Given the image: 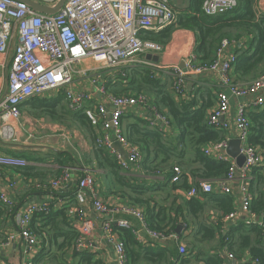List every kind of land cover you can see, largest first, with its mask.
Returning <instances> with one entry per match:
<instances>
[{"label":"built area","instance_id":"obj_1","mask_svg":"<svg viewBox=\"0 0 264 264\" xmlns=\"http://www.w3.org/2000/svg\"><path fill=\"white\" fill-rule=\"evenodd\" d=\"M32 1L53 6L58 0ZM235 5L236 0H203L201 10L205 15L212 16L223 14ZM175 20L176 11L170 5V0H65L53 14L34 10L22 0H0V53L9 54L6 87L3 92L0 89L1 141L12 146L19 143L20 106L24 102L47 90L60 91L67 108L71 111L83 110L94 126L95 145L108 150L118 166L128 170L138 165L141 152L136 144L124 136L122 116L141 105L150 110L145 117L149 127H168L169 121L166 115L149 106L147 96L143 93L107 92L102 73L106 71L109 77L116 78L125 76L126 70L138 66L151 71L169 69L173 76L172 88L180 94L184 90L187 75L212 74L219 88L215 92L216 102L207 114L208 124L225 132L233 129V136L228 133L219 141L209 142L202 147V152L227 162L228 172L225 179L215 183L199 180L185 191V195L192 197L200 192L214 191L229 194L232 192L231 184L237 179L239 207L227 214L225 219L243 214L246 224H261L259 216L249 210L252 195L248 180L251 179L252 168L264 166V154L248 141L250 122L247 112L264 105V69L256 78L236 81L232 77L236 54L232 51V42L227 38L220 40L211 61L196 63L191 52L184 60L185 71L177 64L158 65L147 59L148 53L159 54L164 47L151 39L142 38L143 34L161 31ZM89 59L96 65L77 68L78 64ZM76 76L85 78L89 86H97L102 99L94 101L87 92L73 90ZM232 99L239 101L230 117ZM232 137L241 141L240 152L244 155V161L240 167L226 153L228 141ZM115 141L120 143L124 154L113 147ZM28 164L20 155L0 152V167L18 168ZM181 173L180 167L174 165L171 182H177ZM71 174L72 171L65 168L55 178L30 181L36 189L50 190V193H47L46 200L28 203L16 216L15 231L7 234L0 243L8 244L20 239L25 257L22 264H34V257L41 245L40 238L30 228L33 215L60 208L65 210L68 225L76 232L69 248L73 253L93 254L99 264H105L96 251V241L101 237L112 247L115 264H128L125 241L117 231V228H126L139 244L145 243L142 245L150 243L144 242V236L153 245L175 243L179 256L172 259L170 264H185L182 260L188 251L174 232L167 228H152L146 213L135 205L108 203L98 198L91 173L84 172L77 178L74 191L55 196L52 191L61 190L62 185L70 180ZM16 189L17 183L11 179L4 186L0 185V202L8 211L16 205L11 194ZM86 203H89L97 219L85 209ZM233 258V253L228 252L226 259ZM248 262L250 260H242L239 264ZM222 264L228 263L225 261Z\"/></svg>","mask_w":264,"mask_h":264},{"label":"trees","instance_id":"obj_2","mask_svg":"<svg viewBox=\"0 0 264 264\" xmlns=\"http://www.w3.org/2000/svg\"><path fill=\"white\" fill-rule=\"evenodd\" d=\"M257 1L236 0V5L233 9L223 14L208 16L201 10L203 0H187V4L184 7L174 8L176 20L173 24L158 32L147 31L142 38H148L164 45L175 29L191 30L195 35L192 53L197 63L211 61L220 40L227 38L232 42V51L236 54L233 66L234 73L237 74V78L251 75L249 79L239 80L248 81L260 75L262 71L260 66L264 64V10H259ZM245 36L249 40V46L247 48L237 47L236 43L238 40ZM152 73L150 69L138 66L126 70L125 76L116 78L108 76L104 83L106 90L115 94H119L122 91L120 88L121 83L125 84L124 82H126L128 86H133L130 93H143L148 96L149 105L168 118V128L174 127L179 130L177 142L174 143L171 140L164 139V135L168 132L165 127L159 125L149 127L145 119L122 126L124 136L129 142L136 144L141 152V160L138 163V167L149 175L165 173L163 179L167 181L171 191L180 190L184 192L197 184L198 179L212 183L225 179L228 172V163L206 156L202 152L204 145L209 142L219 141L225 137L223 130L213 128L207 121V110L215 104V96H213V101L211 94H207L208 100H204L205 96H200L199 100L201 102L198 103L196 97H192L189 100L181 97L177 101L172 96L164 95L162 92L159 100H150L149 96H151V93H158L156 92L158 81L156 80L157 78L151 76ZM43 95L28 99L20 106L21 111H26L32 117L33 111L46 112L53 121H58L67 127L75 125L91 135L93 151L99 158L97 166L104 169L108 179H111V191L117 193V191L119 192V187L127 188L131 194L124 195L120 193V195L128 198L130 202L128 204L145 205L146 217L148 216L152 228L163 230L169 227L168 230H172L177 218L181 219L180 222L182 224L189 226L195 222V219L202 216L208 208L221 211L219 222L215 225L209 222H198L192 237L193 241L187 247L188 252L182 260L183 263L190 264L193 260H200L202 263L204 262L203 264H220L219 255H207L199 258L202 250H198L196 246L202 241L209 242L213 240L217 235L219 237L218 248L226 247L236 258L241 253L248 252L253 262L244 264H264V192L260 191L257 196H254L249 206L250 212L259 216L261 224H246L242 222L238 226L230 227L224 234H221L220 231L222 226L220 220L221 217L231 213L234 208L232 192L229 194L200 192L192 197H185L179 194L177 198L181 203L177 206L174 216H163L160 219V212L151 213L148 206L150 199L144 198L146 193L144 187L142 188L136 183H125L124 176L120 174L122 169L116 163L115 157L108 150L95 145L96 130L83 110H69L66 106L64 95L60 91L55 92L51 96ZM58 106H60V110H56ZM247 118L250 122L248 141L264 154V105L248 111ZM66 123L72 125H67ZM4 153L20 155L30 162L55 163L56 167H47V169L33 165L16 168L24 176L35 177L41 181L50 177L51 179L57 177L62 169L68 165H77V157L72 154V151L50 150V154L43 156L31 149L22 151L8 149ZM182 158H192V162L197 163L199 168L184 171L177 182L170 183L173 166L177 165L171 163V161ZM180 163L181 161L178 160V166ZM260 168L264 169V166L254 167L250 171L251 179L248 180L250 192L255 191L253 186L256 180L257 182H262L263 177L261 176ZM254 179L256 180L254 181ZM52 193L55 196L64 194L62 191L55 192L56 194L52 191ZM10 213H12V210L8 211V208L4 207L0 202V215L4 216ZM165 220H168V222L164 223ZM170 222L172 223V228L169 225ZM68 224L65 210L61 208L51 209L48 213L42 212L33 215L30 228L41 240L40 248L34 257V264L44 261L43 258L47 255L51 246H56V249L62 251L61 253L70 248L76 232ZM117 231L125 241L127 256L131 262H136L139 259L147 263L157 262L161 264L164 262L170 264L167 254L169 247L166 250L164 248L143 246L134 239L129 229L117 228ZM58 237H63L61 242L57 241ZM75 257L80 261L78 264H99V261L95 260L94 256L86 252L72 254V258ZM45 259L48 264H68L64 254H60L59 257L55 255L49 256Z\"/></svg>","mask_w":264,"mask_h":264},{"label":"crops","instance_id":"obj_3","mask_svg":"<svg viewBox=\"0 0 264 264\" xmlns=\"http://www.w3.org/2000/svg\"><path fill=\"white\" fill-rule=\"evenodd\" d=\"M187 4V0H170V5L172 8H182ZM258 8L259 10H264V0H258L257 1ZM249 40L247 39V36L241 37L240 40L236 43L237 47L239 48H247L249 46L248 44ZM195 43V35L194 32L191 30L187 29H175L172 31L170 34V37L166 44L163 45V51L158 54L159 59L157 62L158 65H179L181 62H184V60L188 57V54L192 52L193 46ZM235 43V41H234ZM243 51V50H242ZM8 62H9V54L4 55L0 53V89L3 92L6 87V75L8 71ZM197 63V61L195 60ZM96 63L89 59L85 60L84 62L78 64L77 68L81 67H90L94 66ZM264 69V64L260 66V70ZM234 68L232 69V77L237 81L243 80V79H249L250 76H241L237 78V74L234 73ZM152 74L151 76L153 78H157L156 80L158 81L157 83V88L156 92L158 93H151L149 96L150 100H159L161 97V94L163 92L164 95L168 94L172 96L175 100H179L181 97L185 98L186 100L191 99L192 97H196V100L198 103L201 102L199 100L200 96H205L204 100H208V95L211 94L212 96V101H213V96H215V102H216V95L215 92L219 88V85L217 83V79L214 75L212 74H190L186 76V81H185V87L183 92L180 94L176 92L172 88V81H173V76H171V72L169 69H152ZM262 72V71H261ZM108 72H103L102 73V80H106L108 78ZM103 81L101 82V84ZM125 84L121 83L120 88L122 89L120 93H130V91L133 89V86H128L126 82ZM72 89L77 91V90H83L87 92V94L90 95L91 98L94 99V101H98L99 99H102V95L99 92V88L97 86H89L86 83L85 78L78 77L76 76V79L74 80V83L72 84ZM107 91V90H106ZM160 91V92H159ZM57 91L54 90H47L43 94L45 96H51ZM109 92V91H107ZM110 93H113L110 91ZM42 94V95H43ZM115 94V93H113ZM43 95V96H44ZM148 97V96H147ZM148 99V98H147ZM239 101V99H232L231 100V107H230V117L233 116V112L235 110V105L236 102ZM149 104V102H148ZM150 107H153L149 105ZM209 111V110H207ZM150 113L149 109H145L143 106L138 105L134 108H132L129 112H126L122 116V126L124 127L127 123H137L139 120H144L146 115ZM30 120L24 115V112L21 111V123H20V131L19 133L21 134V138L19 143L15 146H12L10 144L3 143L0 140V152L8 151L9 150H15V151H22L26 149H31L35 152H37L40 155H48L50 154V150H55V151H72L70 148H60L65 141L69 144L70 141V134L62 128H57L58 133L49 135L45 134L44 131L43 134H41V137H38L39 142H31L28 143L27 137H24V134L27 135L30 134L29 129H30ZM38 126H41L40 124ZM163 127V126H161ZM39 129V128H38ZM36 129V130H38ZM165 129L168 131L166 135H164L165 140H171L172 142L176 143L177 138L179 135V130L177 128H172V127H165ZM60 132L66 133L64 135V138H62L60 135ZM224 134H231L233 136V129L230 132H225L223 130ZM77 134H74V137H76ZM233 138V137H232ZM51 139L55 140V143L51 142ZM37 140V139H36ZM83 141L82 146L78 145L76 147H72L74 151H72V154L77 157V165L70 166L68 165L65 168H68L69 170L72 171L71 178L69 181H67L65 184L62 185V189L55 192H64V194L70 193V191H74L76 187V180L79 176H81L84 172H89L93 175L94 177V182H95V189L97 191V196L98 198L102 199L104 202L108 203H115V202H121L128 204L130 203L128 201V198H126L124 195L126 194H131L127 188L125 187H119V192L113 193L110 188V182L111 179H108V175L104 173V169L100 168L97 166L99 162V158L96 156L95 151H93L94 147L92 145V136L86 133V136L81 138ZM24 155V154H21ZM232 158V157H230ZM233 159V158H232ZM178 160L181 161L179 164V167L181 169V172L184 173V171H188L190 169H197L199 168V165L197 163L192 162V158L187 159V158H182V159H175L174 161H171V163L177 164L178 165ZM234 160V159H233ZM29 162L28 165H33L35 167H56L55 163H44V162ZM235 161V160H234ZM260 167V166H258ZM64 168V169H65ZM261 176L263 177L262 182H254V192H251L252 198L254 196H257L260 191L264 192V169L260 168ZM181 173V174H182ZM120 174L124 176L125 183L129 184H138L142 188L146 190V193L144 194V198H148L149 200V209L151 210V213H158L160 212V219H162L163 216L170 217L174 216L176 213L177 206L181 203L180 200L177 198V195L181 194L185 197V191L182 192L180 190L176 191H171V187L167 183L166 180L163 179L165 173H159L158 175H149L145 174L138 165L132 166L128 170H121ZM50 177V176H48ZM8 179L14 180L17 183V189L12 191L11 194L13 195L12 198L15 201V207L12 210V213L9 215H0V220H1V227H0V243L5 240V237L7 234H9L12 231H15V219L18 213H20L25 206L32 202V201H40V200H46V196L48 195L47 193H50V190H39L36 189L34 186L31 185L30 181H36L39 180L35 177H26L24 176L23 173H20L16 168L13 167H0V185L4 186L7 182ZM51 179V177L49 178ZM203 180V179H198ZM170 183H172L170 181ZM137 189V186H135ZM237 189H238V183L237 179L231 184V190L232 194L234 196V208L232 210L236 211L239 207V202L237 201L238 199V194H237ZM122 191V192H121ZM120 193L124 195H120ZM213 193H216L214 191ZM56 194V193H55ZM61 194H59L60 196ZM123 196V197H122ZM134 205V204H132ZM139 208H141L145 213L146 208L145 205H135ZM85 209L92 215L94 218L97 219V215L95 212H93V209L90 207L89 203H86L84 205ZM164 213V214H163ZM221 211L219 210H213L208 208L205 213L200 216L198 219H195V222L191 225H185L184 223L182 224L180 221V218H177V222L174 224V227L172 228V223L170 222L169 225L172 228V232H174L179 241L183 243L187 247L190 246V243L192 240V237L195 233L196 230V225H198V222H209L213 223L215 225L217 222H219V217H220ZM179 215V214H178ZM226 216V215H225ZM224 217H221L220 222L222 223L221 226V234H224L230 227L238 226L240 223L244 222L246 220V217H244L243 214L237 215L232 218H227L225 219ZM256 218L253 219L255 221ZM133 221V220H132ZM147 221L149 225L151 226L148 216H147ZM260 221V218H259ZM168 222V220H165L164 223ZM134 223L136 221L134 220ZM257 223V222H254ZM181 225L182 229L180 234H177L175 231V228L177 225ZM152 227V226H151ZM169 229V227L167 228ZM99 232V231H98ZM99 239L96 241V248L97 252L99 253V256L102 258L105 264H115V259H114V253L112 250V247L101 237H98ZM63 237H58L57 241L61 242ZM219 237L216 235V237L209 241H202L199 245L197 244V249L202 250V253L199 254V258L207 256V255H219V258L221 260L220 264L222 262H227L228 264H239L242 260H250L252 262V257L248 252L241 253L238 258L235 257L232 260H227V254L228 251L226 247H220L218 248L217 242H218ZM144 242H150L149 245H143V246H152V247H158V248H168L169 250L167 251L168 254V259L169 263H171L172 259H176L179 256V253L177 251V246L173 242H168L166 244H158V245H153L152 242L144 236ZM145 244V243H142ZM140 244V245H142ZM23 242H21L20 239H14V241L9 242L8 244H2L0 245V264H22L24 261V255H23ZM167 250V249H166ZM62 251H59L56 249V246L53 247L51 246V249L48 250L47 255L45 258H48L51 256L52 253H54L55 256L59 257L60 254H64V258L67 260L66 262L68 264H78L80 261L77 257L72 258L73 252H71L69 249L65 250L63 253ZM172 252V254H170ZM232 253V252H231ZM93 255V254H92ZM94 256V255H93ZM44 259L43 262H40L39 264H48L46 259ZM95 258V256H94ZM155 258V257H154ZM97 260V259H96ZM100 260V261H102ZM204 263V262H203ZM200 260L196 261H191L190 264H203ZM128 264H158L157 262L152 263L149 262L147 263L144 260H137L136 262H131L128 258ZM161 264H166L162 262Z\"/></svg>","mask_w":264,"mask_h":264},{"label":"rangeland","instance_id":"obj_4","mask_svg":"<svg viewBox=\"0 0 264 264\" xmlns=\"http://www.w3.org/2000/svg\"><path fill=\"white\" fill-rule=\"evenodd\" d=\"M190 54V53H189ZM188 54V55H189ZM129 83V80H128ZM60 106H58L56 108V110H60L59 109ZM33 117L29 114L26 113V111L24 112V115L31 121L30 122V129H29V133L27 135L24 134V137H27V142L31 143V142H39L38 137H41L43 134L42 131L45 132V134H55L58 133V129L57 128H62L64 129V131L68 132L71 136H70V141L69 144L65 141L64 143H62L63 145L60 146V148H70L72 149V151H74V153H76L77 151H75L73 148L83 144V141L81 140V138H83V136H86V132L83 129L77 128L75 125H72L70 123H66L67 125H72L71 127H67L65 125H63L62 123L58 122V121H53V119L51 118L50 115H48L46 112L42 113L40 110H36L35 112L33 111ZM41 126H38V125ZM39 128V129H38ZM38 129V130H36ZM60 136L62 138H64V135H66V133L64 132H60ZM74 134H77L76 137H74ZM41 135V136H40ZM37 139V140H36ZM1 140V138H0ZM52 143H55L54 139H51ZM72 146V147H70ZM54 253L51 254V256H53Z\"/></svg>","mask_w":264,"mask_h":264},{"label":"water","instance_id":"obj_5","mask_svg":"<svg viewBox=\"0 0 264 264\" xmlns=\"http://www.w3.org/2000/svg\"><path fill=\"white\" fill-rule=\"evenodd\" d=\"M22 1L26 2L34 10H37V11H40V12L46 13V14L55 13L62 6V4L65 2V0H58L53 6H46V5H43L39 2H35L32 0H22ZM146 58L151 59L154 62H157L159 59V56H158V54L148 53L146 55ZM179 66L182 68L183 71L186 70V68L184 67V62H181L179 64ZM112 145L120 153L124 154V150L122 149L119 142L115 141V142H113ZM240 145H241V141L238 138H230L228 141L227 148H226V153L235 160L236 165L239 167L242 165V163L244 161V155L240 152ZM257 219H258V217L256 218V220ZM181 229H182V227L180 224L176 226L175 231L177 232V234H180Z\"/></svg>","mask_w":264,"mask_h":264}]
</instances>
